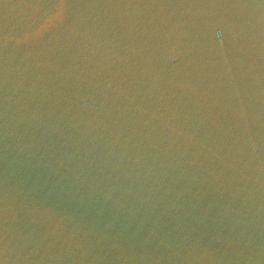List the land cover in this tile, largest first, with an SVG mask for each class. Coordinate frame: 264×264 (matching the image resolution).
I'll list each match as a JSON object with an SVG mask.
<instances>
[{
	"label": "water",
	"instance_id": "water-1",
	"mask_svg": "<svg viewBox=\"0 0 264 264\" xmlns=\"http://www.w3.org/2000/svg\"><path fill=\"white\" fill-rule=\"evenodd\" d=\"M0 264H264V0H0Z\"/></svg>",
	"mask_w": 264,
	"mask_h": 264
}]
</instances>
